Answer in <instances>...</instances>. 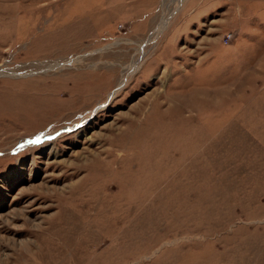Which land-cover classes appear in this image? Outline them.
Returning a JSON list of instances; mask_svg holds the SVG:
<instances>
[{"label":"rangeland","instance_id":"1","mask_svg":"<svg viewBox=\"0 0 264 264\" xmlns=\"http://www.w3.org/2000/svg\"><path fill=\"white\" fill-rule=\"evenodd\" d=\"M0 264H264V0H0Z\"/></svg>","mask_w":264,"mask_h":264},{"label":"bare ground","instance_id":"2","mask_svg":"<svg viewBox=\"0 0 264 264\" xmlns=\"http://www.w3.org/2000/svg\"><path fill=\"white\" fill-rule=\"evenodd\" d=\"M160 25V24H159Z\"/></svg>","mask_w":264,"mask_h":264}]
</instances>
